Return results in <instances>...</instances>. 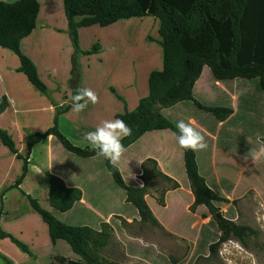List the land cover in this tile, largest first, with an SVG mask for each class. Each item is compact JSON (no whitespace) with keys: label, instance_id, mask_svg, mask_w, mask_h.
<instances>
[{"label":"crops","instance_id":"1","mask_svg":"<svg viewBox=\"0 0 264 264\" xmlns=\"http://www.w3.org/2000/svg\"><path fill=\"white\" fill-rule=\"evenodd\" d=\"M36 1L39 12L35 28L21 40L19 49L35 66L46 93H40L23 73L18 72L20 62L12 51L0 48V98L7 101V107L0 114V129L10 136L18 155L27 158V172L15 187L23 163L0 142V231L27 250L22 251L8 237L0 238V264H66V261L81 260L65 241L51 242L47 225L29 205L28 197L54 213L48 203L50 176L60 178L67 188L81 192V200L67 212L53 214L55 218L69 226H74L71 220L82 218L87 221L80 227L97 232L102 224L111 226L112 239L101 251V259L108 264H195L198 261L209 264V260L223 257L224 251L240 254L227 246V241L223 243L226 250H219L214 257L210 255L208 247L217 241L219 233L205 206L190 210L194 197L185 173L183 150L169 129L142 135L127 147L116 167L126 186L142 187L139 179L142 164L137 161L152 159L161 173L178 183L177 189L165 193L163 206L157 203L153 193L145 196L158 227L142 223L135 209L126 210V213L110 210L106 217L100 214L99 206L113 205L114 199L104 183L108 180L94 161L98 156L74 159L58 141L47 136L35 144L26 157L27 139L51 128L57 111L60 112L57 117L59 132L77 147L73 141L95 130L101 121L133 111L139 100L148 95L149 74L162 69L159 22L155 18H130L106 27L78 28L76 49L68 34L63 0ZM93 47L95 53L84 55ZM238 81L217 82L204 66L193 86V99L205 107H212L207 104H215L226 94L235 103L239 100L234 93ZM78 87L92 89L99 102L89 104L77 115L71 111V94ZM253 96L244 92L241 98L247 101ZM185 110L194 114L186 118ZM161 114L172 121L174 127L179 120L191 121L205 135L207 149L194 152L198 173L210 190L228 201L217 206L222 217L226 212L235 222L240 213L236 208L231 210V203L239 205L251 191V187L239 191L240 182L235 175H243L249 169L253 161H245L243 156L251 148H258V140L262 142L264 135L256 138L254 133L250 136V130H240L241 143L230 137L227 141H219L222 128L235 112L220 122L192 102L178 103L161 110ZM226 130L229 134L234 132L231 127ZM114 203L117 208V202ZM119 204L130 205L123 196ZM87 212L98 219L90 221L93 218ZM111 217L117 219L115 223Z\"/></svg>","mask_w":264,"mask_h":264},{"label":"trees","instance_id":"2","mask_svg":"<svg viewBox=\"0 0 264 264\" xmlns=\"http://www.w3.org/2000/svg\"><path fill=\"white\" fill-rule=\"evenodd\" d=\"M63 8L68 34L76 49L77 29L81 27H106L119 20L142 17H153L159 22L162 69L149 74L148 95L139 100L136 108L116 116L132 128V134L122 141L126 148L150 131L169 129L178 134V130L160 112L178 103L192 102L220 122L231 115L229 109L205 107L193 99V86L204 66L209 68L217 82L257 78L264 93V0H63ZM38 12L36 0L0 1V48L10 50L18 57V72L44 94L46 87L40 81L35 66L19 49L21 40L34 30ZM95 52L93 47L84 55ZM6 107V99L0 98V114ZM59 114L57 111L51 128L27 139L26 157L31 148L47 136H52L66 152L76 157H96L93 151L74 147L61 135L57 127ZM0 142L22 160V172L14 184L18 187L27 172V158L18 155L10 136L1 129ZM183 161L194 197L190 210L205 206L219 233L217 241L208 247L210 255L216 256L220 246L231 239L246 246L244 238L250 230L220 216L217 206L225 199L210 190L199 175L195 153L183 150ZM104 164L114 183L124 192L125 202L136 210L140 221L158 227L145 196L153 193L157 203L163 206L165 193L177 189L178 183L161 173L152 159H146L141 165L139 179L142 187L126 186L118 169L105 159ZM80 200V190L67 188L60 178L50 176L48 203L53 212L65 213ZM28 201L47 225L51 242L65 241L81 258L79 261H66V264H108L100 254L112 239L110 225L102 224L100 232L85 226H69L55 218L54 213L41 208L36 200L28 197ZM7 237L22 251H27L25 246L0 231V238Z\"/></svg>","mask_w":264,"mask_h":264},{"label":"rangeland","instance_id":"3","mask_svg":"<svg viewBox=\"0 0 264 264\" xmlns=\"http://www.w3.org/2000/svg\"><path fill=\"white\" fill-rule=\"evenodd\" d=\"M228 82L229 81H225L223 82V84H228ZM244 92H249L254 96L252 98H248L247 101H244L241 98V95H243ZM234 93L239 98V100L235 103L230 100V96L222 94V96L219 97L220 99L218 100V102H216L215 104H207L212 105V107L226 108L235 112V116L232 117V119L227 123V125L222 128L219 134V141H227V137H230V139H235L237 143H241L242 141L239 138L240 130H250V136L254 133L253 135L256 138L258 135H264V93H262L260 90L259 80L257 78L251 80H239L238 88L234 90ZM186 112V118L191 117L194 114L188 113L190 112L188 110ZM211 116V118H214V120L219 121L214 115L211 114ZM169 122L172 124V121L169 120ZM226 127H231L234 132L231 134L227 133ZM262 142H264V139H262ZM69 156L74 159L76 158V156L71 154H69ZM94 161L96 162L97 166L100 167V170H102V173L105 176L106 180H108L104 181V183L106 184V189L109 190L111 196L113 195L112 199H114V202H117V208L114 206V202H112L113 205H111L110 203L102 207L99 206L100 214L106 217L107 213H109L110 210L111 212L121 211V213H126L128 210H134L131 205L123 207L119 204L122 196L124 197V192L114 183L111 174L105 168L103 157H98L97 159H94ZM98 173L100 174V178H102L103 175L99 171ZM235 178H238L240 182L239 191L244 190L245 187H251V191L244 196L242 202L239 205L237 202L231 203V206H233L231 210L236 208L237 211L240 213L238 219L235 221L237 223H234L240 226H244L250 230V233H248L244 238V243L246 244V246H243L241 242L236 239H231L230 241L233 243L228 241L227 243L229 244H227V246L235 248L234 250H237L236 252L240 254L235 255L233 252L224 251L223 257L218 256V258L209 260L208 263L264 264V209L260 208V205L264 204V161L258 162L256 164L252 162L249 169L245 171L243 175H235ZM227 202L228 201L225 199L224 203H219L218 205L220 207L226 204ZM118 207L120 208V210ZM231 212L232 211H230V213ZM54 214L58 213L54 212ZM86 214L91 216L90 218H93L90 219V221L98 219L94 216L93 213L87 212ZM219 214L220 216H222L220 212ZM223 215L225 219H231L230 216L226 214V212ZM110 219L113 223H115V220H117L114 217H111ZM86 221L87 220L79 218L77 220H71L70 223H72V225L74 226H80L83 225V223ZM90 221L88 223H91ZM203 236H206V234H204ZM226 247L224 246V244H222L219 250L221 251ZM205 263V261H198L195 264Z\"/></svg>","mask_w":264,"mask_h":264},{"label":"clouds","instance_id":"4","mask_svg":"<svg viewBox=\"0 0 264 264\" xmlns=\"http://www.w3.org/2000/svg\"><path fill=\"white\" fill-rule=\"evenodd\" d=\"M98 102L99 97L92 89L78 87L71 94V111L78 115L87 109L89 104L95 105ZM175 127L178 134L173 133V135L181 149L192 152L207 149L205 135L191 121L179 120ZM131 134L132 128L124 120L106 119L101 121L95 130L84 133L80 139L74 140L73 143L77 147L88 148L115 168L118 167L127 151L122 141ZM258 144V148H251L244 154L245 161L251 159L254 164L264 161V142L258 140ZM137 162L144 163L143 160ZM260 208L264 209V204H261Z\"/></svg>","mask_w":264,"mask_h":264}]
</instances>
